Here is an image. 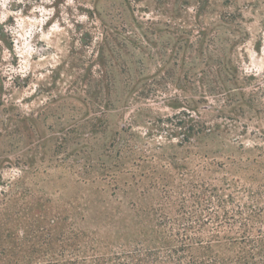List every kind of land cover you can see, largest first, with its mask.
Wrapping results in <instances>:
<instances>
[{
    "label": "rangeland",
    "instance_id": "1",
    "mask_svg": "<svg viewBox=\"0 0 264 264\" xmlns=\"http://www.w3.org/2000/svg\"><path fill=\"white\" fill-rule=\"evenodd\" d=\"M207 190L264 235V0H0V219L127 251L158 245L140 224L209 235Z\"/></svg>",
    "mask_w": 264,
    "mask_h": 264
},
{
    "label": "trees",
    "instance_id": "2",
    "mask_svg": "<svg viewBox=\"0 0 264 264\" xmlns=\"http://www.w3.org/2000/svg\"><path fill=\"white\" fill-rule=\"evenodd\" d=\"M189 101H185L184 119L172 125L180 127L181 133L186 136L189 133L200 135L206 127L192 116L194 109ZM126 159L119 157L117 164L123 165ZM113 166L119 168L118 165ZM103 169L109 168L105 166ZM204 191L197 201L200 208L197 228L209 235L189 236L184 230L190 228L184 227L181 235L174 237L164 229L149 230L140 224L139 227L132 226L131 230L138 231L139 235L151 232L154 239L150 241L157 240L158 245L134 247L127 251H115L108 244L101 245L98 239L73 229L72 222L69 223L70 229L66 230L59 218L46 221V210L34 220L37 223L32 224L35 235L26 240L14 230L19 224L14 227L9 225L11 221L6 222L10 208L2 207V215L5 216L4 220L0 219V264H264V235L256 226L263 222L261 215L253 213V208L245 209L232 199L223 200L217 193L215 196L220 211L214 212L210 207L213 195L211 191ZM20 227L25 232L21 224ZM224 230L234 236H221ZM26 241H30L32 250L21 248Z\"/></svg>",
    "mask_w": 264,
    "mask_h": 264
}]
</instances>
